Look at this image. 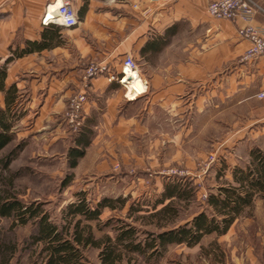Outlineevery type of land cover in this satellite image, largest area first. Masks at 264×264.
Wrapping results in <instances>:
<instances>
[{
  "label": "rangeland",
  "instance_id": "374dc122",
  "mask_svg": "<svg viewBox=\"0 0 264 264\" xmlns=\"http://www.w3.org/2000/svg\"><path fill=\"white\" fill-rule=\"evenodd\" d=\"M181 44L177 37L174 51ZM137 58L140 69L149 76V57ZM125 82L129 86L122 95V118L115 115L107 129H90V145L73 168L69 153L76 148L74 140L80 128L88 127L84 112L83 122L75 128L67 120V104L59 118L60 133L52 127L56 119L42 120L34 115L17 121L12 128L13 141L0 153V158L9 156L11 160L7 171H0V190L9 191L22 203H43L58 224L61 212L75 203L80 193L92 207L111 199L116 209H103L98 220L87 222L95 239L114 238L126 223L138 230L140 240L165 230L157 228V220L150 215L154 206L161 207L160 196L167 183L197 187L195 199L179 204L175 223L182 225L204 209L208 194L227 182L233 184L234 170L250 166L252 149L260 150L253 145L248 152L249 147L237 142L236 136L237 130L249 125L251 115L260 113L259 105H234L226 99L216 107L176 105L160 109L154 105L150 89L147 95L134 99L139 94L132 90L130 81ZM32 230L30 224L18 227L10 219L0 218V243L18 248L8 264L28 263L22 249ZM249 246L255 253L264 251V201L260 197L225 235L204 236L195 247L169 245L161 258L150 261L123 253L115 264H245ZM99 251L90 247L83 253L91 264H100Z\"/></svg>",
  "mask_w": 264,
  "mask_h": 264
},
{
  "label": "crops",
  "instance_id": "0c3cea01",
  "mask_svg": "<svg viewBox=\"0 0 264 264\" xmlns=\"http://www.w3.org/2000/svg\"><path fill=\"white\" fill-rule=\"evenodd\" d=\"M210 1L76 0L77 24L67 29L45 24L57 0H0V73L4 74L0 111L13 125L34 115L56 119L52 127L60 133L59 118L69 98L84 90L86 127L107 129L125 109L121 101L129 85L118 80L123 55L131 54L145 86L134 99L150 89L160 109L216 107L226 99L234 105H259L260 113L251 115L249 125L237 130L236 136L248 152L253 145L264 152V96H259L264 94V59L240 61L249 43L237 31L245 24L209 18L205 8ZM253 1L264 8V0ZM251 23L263 27L264 16L256 15ZM177 37L182 44L174 51ZM165 38L172 41L166 43ZM138 56L151 60L149 76L140 69ZM90 61L107 62L118 80L99 76L84 88L83 70ZM11 86L17 93L7 109ZM253 249L249 246L245 252V264H264V251Z\"/></svg>",
  "mask_w": 264,
  "mask_h": 264
},
{
  "label": "trees",
  "instance_id": "16d2710c",
  "mask_svg": "<svg viewBox=\"0 0 264 264\" xmlns=\"http://www.w3.org/2000/svg\"><path fill=\"white\" fill-rule=\"evenodd\" d=\"M0 74L1 81L4 74ZM16 93L14 86L9 87L5 99L7 109L12 105ZM12 126V121L4 111H0V153L14 139ZM78 133L74 140L76 148L69 153L71 168L77 165L85 148L90 145L91 130L82 126ZM10 162L9 156L0 158V171H7ZM232 182L208 194L204 209L182 225L175 223L179 204L195 199L197 187L177 181L167 183L160 196L161 207L156 209L154 206L150 215L151 219L157 220V228L165 230L149 233L140 240L138 230L126 223L114 238L105 236L95 239L87 222L98 220L103 209H116L115 202L103 199L92 207L83 193L78 194V200L68 204L61 212V223L58 224L50 217L43 203H22L9 191L0 190V218L10 219L13 226L30 224L33 227L22 249L27 254V264H91L83 253L90 247L100 249V264H115L122 260L123 253L142 256L150 261L161 258L169 245L195 247L204 236L212 233L225 235L244 210L252 208L256 197L264 201V153L252 149L250 166L234 170ZM17 253L18 248L14 244L0 243V264H8Z\"/></svg>",
  "mask_w": 264,
  "mask_h": 264
},
{
  "label": "built area",
  "instance_id": "2783aa9c",
  "mask_svg": "<svg viewBox=\"0 0 264 264\" xmlns=\"http://www.w3.org/2000/svg\"><path fill=\"white\" fill-rule=\"evenodd\" d=\"M59 3L56 7V17L45 21L46 25H57L62 28H73L77 24V16L73 7L76 0H57ZM107 3L115 4L117 0H104ZM163 3H169L171 0H160ZM136 8V5L133 6ZM206 14L213 20H228L230 22H242L245 25L238 29L239 37L249 43L248 48L241 56V62H250L257 58L264 59V26L254 25L251 23L256 15L264 16V8H260L253 0H212L206 8ZM147 12H143V16ZM122 60V76L118 80L114 71L107 62L90 61L84 67L83 86L88 87V83L92 78L99 76H106L110 81L122 82L127 75L125 69L130 71H137V63L132 55L124 54ZM263 97L264 94H259ZM68 109L66 112L68 122L79 128L84 120L83 107L86 100L84 90L77 91L69 98Z\"/></svg>",
  "mask_w": 264,
  "mask_h": 264
},
{
  "label": "bare ground",
  "instance_id": "6f19581e",
  "mask_svg": "<svg viewBox=\"0 0 264 264\" xmlns=\"http://www.w3.org/2000/svg\"><path fill=\"white\" fill-rule=\"evenodd\" d=\"M56 7H57V4L55 6V10H54V13H53V10L51 12V14L53 15L50 19H53L56 17ZM125 72H126V76H125V81L129 82L130 81V84H131V88L134 90V92L136 91V93L140 94V93H143L144 92V89L143 87L138 84V82L135 80V73L134 72H137V71H130V70H127L125 69Z\"/></svg>",
  "mask_w": 264,
  "mask_h": 264
}]
</instances>
